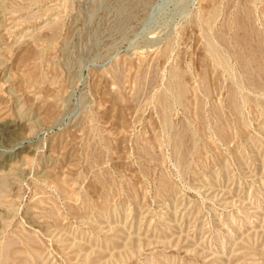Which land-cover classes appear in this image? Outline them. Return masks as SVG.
<instances>
[{"label": "rangeland", "instance_id": "374dc122", "mask_svg": "<svg viewBox=\"0 0 264 264\" xmlns=\"http://www.w3.org/2000/svg\"><path fill=\"white\" fill-rule=\"evenodd\" d=\"M263 69L264 0H0V264H264Z\"/></svg>", "mask_w": 264, "mask_h": 264}, {"label": "bare ground", "instance_id": "6f19581e", "mask_svg": "<svg viewBox=\"0 0 264 264\" xmlns=\"http://www.w3.org/2000/svg\"><path fill=\"white\" fill-rule=\"evenodd\" d=\"M213 47V46H212ZM216 47V46H215ZM215 47H213V48H211V49H214ZM217 48V47H216ZM216 52H218V50L216 51ZM217 54V53H216ZM219 56V55H218ZM221 59V58H220ZM222 61H220V63H221ZM260 63V62H259ZM226 64H229V63H226ZM242 64V63H241ZM260 66H261V64H260ZM262 68V67H261ZM264 70V69H263ZM262 70V71H263ZM7 122V121H6ZM7 124V123H6ZM2 179V178H1ZM3 180V179H2ZM4 185H5V181H3V182H0V193H1V189L4 187ZM3 190V189H2ZM5 192V191H4ZM2 194V193H1ZM2 196V195H1Z\"/></svg>", "mask_w": 264, "mask_h": 264}]
</instances>
